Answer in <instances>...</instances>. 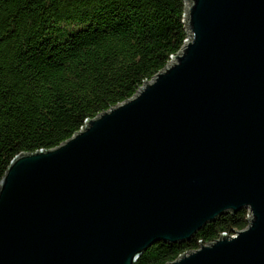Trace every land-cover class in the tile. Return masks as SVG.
Segmentation results:
<instances>
[{"label":"water","instance_id":"water-1","mask_svg":"<svg viewBox=\"0 0 264 264\" xmlns=\"http://www.w3.org/2000/svg\"><path fill=\"white\" fill-rule=\"evenodd\" d=\"M187 39L124 102L0 180V264H134L226 212L247 226L167 264H264V0H185Z\"/></svg>","mask_w":264,"mask_h":264},{"label":"trees","instance_id":"trees-1","mask_svg":"<svg viewBox=\"0 0 264 264\" xmlns=\"http://www.w3.org/2000/svg\"><path fill=\"white\" fill-rule=\"evenodd\" d=\"M185 0H0V180L16 156L53 149L131 98L187 39ZM226 212L134 264H167L246 228Z\"/></svg>","mask_w":264,"mask_h":264}]
</instances>
